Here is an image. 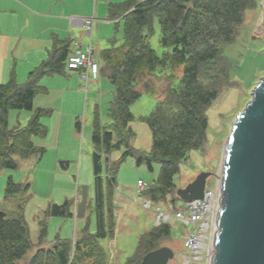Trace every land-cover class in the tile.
Wrapping results in <instances>:
<instances>
[{"label": "trees", "instance_id": "obj_1", "mask_svg": "<svg viewBox=\"0 0 264 264\" xmlns=\"http://www.w3.org/2000/svg\"><path fill=\"white\" fill-rule=\"evenodd\" d=\"M255 4L254 0H124L109 5L110 20L120 17L123 21V41L120 46L112 42L100 56L102 65H99V73L101 68L106 73L114 96L109 108L113 125L101 129L95 122L90 139L94 149L93 212L96 229L90 233L86 224L73 246L71 241L56 239L51 247L46 248L43 246L46 227L41 221L37 248L27 264H74L71 248L77 253L75 260L80 257L78 252L85 258L91 259L96 254L98 261L106 260L99 240L111 237L113 224L111 207L104 210L103 188L109 191L115 187L116 174L128 157L134 159L136 166L144 165L150 172L153 164L160 165L156 179L145 189L144 196L154 205L164 200L174 187V177L187 153L199 150L206 141L205 111L219 91L230 84L227 79L229 65L221 47L234 41L245 11ZM154 17L160 26L159 44L166 50L161 56L147 41L153 30ZM68 54L69 43L54 40L47 59L28 73L23 85L18 84L13 75L5 84H0L1 167L16 169L12 157L26 158L34 151L31 137L45 135L46 129L39 120L50 112L34 110L32 102L37 94L46 91L39 86L42 78L63 74ZM167 68L171 71L180 69L179 81L176 87L168 82L164 97L157 99L148 116L141 117L151 135V151L144 155L130 146L134 135L128 127L134 119L130 106L142 92H156L150 83L139 85L140 81L144 77H152L157 70ZM12 110L29 111L31 118L25 126L9 129L7 117ZM79 129L80 123L76 122V130ZM114 136L117 139L113 143ZM120 149L123 151L118 159L110 163L107 154ZM27 188V185L22 187L8 180L5 194L11 195ZM107 206H110L109 201ZM45 216L71 218L70 203L51 205ZM169 235L170 228L165 223L143 232L137 238L135 255L141 251L142 258L158 249L159 242ZM80 241H86L87 253H82ZM32 247L25 221L8 219L0 212V264H17ZM134 256L124 264H139L141 258L136 260Z\"/></svg>", "mask_w": 264, "mask_h": 264}, {"label": "rangeland", "instance_id": "obj_2", "mask_svg": "<svg viewBox=\"0 0 264 264\" xmlns=\"http://www.w3.org/2000/svg\"><path fill=\"white\" fill-rule=\"evenodd\" d=\"M95 1V8L103 11L104 7L99 5L100 0ZM119 1L123 0L110 2ZM254 1L255 6L244 13L243 23L234 41L221 47L222 55L229 65L227 79L230 84L219 91L205 111L207 118L205 143L199 150L187 153L179 165L178 174L174 177L172 190L164 200L156 205L151 204L150 208L143 205L148 201L144 191L153 184L160 165L153 164V171L150 172L144 165L136 166L133 158H126L116 174L115 187L109 191L103 188L104 210L111 207L113 224L111 237L99 240L106 260L98 261L96 254L91 259L85 258L80 252H78L80 257L75 260L77 253L71 248V260L74 264H124L128 258L135 255L138 236L156 225V207H160V210L170 217V220L165 221L170 228L169 238L162 239L158 247H168L173 251L174 257L169 264H182L181 257L185 254V232L192 229V225H185L174 217L175 210L180 208L184 210L186 204L178 198L176 191L184 189L200 172L219 173L223 144L230 133L231 124L251 99L253 88L264 77V25L261 16L263 8L261 2L264 0ZM83 5L85 8L88 5L85 0ZM152 29L147 41L156 54L161 56L166 50L159 44L160 26L155 17ZM99 35L97 38L96 32H92L91 39L84 36L78 42L82 50L92 48L101 67V52L112 42L115 46L122 44L123 21H119L117 27L112 24L109 32L104 28ZM69 39L71 40V37ZM102 67L106 70L104 64ZM63 75L44 77L39 81V86L46 91L34 97L33 109L46 110L50 113L39 120L46 129L45 135L31 137L34 151L26 158L12 157L16 164L14 170L0 166V212L8 219H23L28 226L29 238L33 245L17 264H27L35 252L41 221H44L46 227L43 239V246L46 248L51 247L56 239L71 241L73 246L80 238V230L86 224L90 233H94L96 229L93 212L94 149L90 139L95 122L101 129L113 125L109 108L114 89L102 68L95 80L92 78L88 81L80 80L78 76L65 71ZM179 77L180 69L171 71L167 68L157 70L152 77H144L140 81L139 85L144 82L150 83L156 92H142L140 98L130 106V112L134 117L128 124L134 134L130 146L139 153L147 155L151 151L150 130L141 117L148 116L154 109L157 99L164 97L163 92L167 89L168 82H171L172 87L177 86ZM30 118L29 111L12 110L7 117L8 128L25 126ZM76 122L80 123L79 131L76 130ZM115 137L113 143L117 139ZM122 151L123 149H120L108 153L110 163L111 160H117ZM8 180L22 187L27 185L28 188L6 195ZM138 181L145 185L143 191H139ZM215 182L217 183L214 177H209L206 180V188H212ZM65 201L70 203L71 218L45 216L51 205H61ZM107 201L110 206H107ZM84 242L86 241H80V248L82 253H87L88 248ZM141 254L140 251L134 256L136 260L141 258ZM199 264H208V261L204 259Z\"/></svg>", "mask_w": 264, "mask_h": 264}, {"label": "water", "instance_id": "obj_3", "mask_svg": "<svg viewBox=\"0 0 264 264\" xmlns=\"http://www.w3.org/2000/svg\"><path fill=\"white\" fill-rule=\"evenodd\" d=\"M219 192L208 264H264V77L231 124L218 174L200 172L176 195L183 202L201 199L206 180ZM168 247L146 253L139 264H169Z\"/></svg>", "mask_w": 264, "mask_h": 264}, {"label": "crops", "instance_id": "obj_4", "mask_svg": "<svg viewBox=\"0 0 264 264\" xmlns=\"http://www.w3.org/2000/svg\"><path fill=\"white\" fill-rule=\"evenodd\" d=\"M85 1L86 8L84 0H0V84L13 75L23 85L28 73L47 59L54 40L68 42L70 53L84 36L91 39L96 32L98 38L104 28L109 32L112 24L117 27L122 21L108 17L109 5L122 1L100 0L103 11L95 8V0ZM88 18L93 20L89 31L84 27ZM64 71L83 80L82 71Z\"/></svg>", "mask_w": 264, "mask_h": 264}, {"label": "built area", "instance_id": "obj_5", "mask_svg": "<svg viewBox=\"0 0 264 264\" xmlns=\"http://www.w3.org/2000/svg\"><path fill=\"white\" fill-rule=\"evenodd\" d=\"M262 8V25H264V2H261ZM92 19L85 20L84 27L90 30ZM67 71H82L81 79H96L99 73V63L92 48L82 50L81 46L76 43L74 50L70 52L66 58ZM139 191H143L145 185L137 182ZM219 192L217 183L212 188L204 189L201 199L186 202L183 208L175 210L174 217L185 225H192V229L185 232L184 248L185 254L181 257L182 264H199L206 259L211 252V237L214 231V216L218 207ZM151 202L147 201L145 208L151 207ZM156 225L165 223L170 217L164 214L160 207L155 208Z\"/></svg>", "mask_w": 264, "mask_h": 264}]
</instances>
